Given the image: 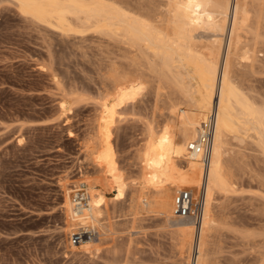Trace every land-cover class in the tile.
<instances>
[{
  "label": "rangeland",
  "instance_id": "rangeland-1",
  "mask_svg": "<svg viewBox=\"0 0 264 264\" xmlns=\"http://www.w3.org/2000/svg\"><path fill=\"white\" fill-rule=\"evenodd\" d=\"M229 19L221 64L233 8ZM51 31L33 24L12 0H0V264H196L199 229L188 236V248L187 241L179 243L182 238L175 229V220H180L174 214L176 190L190 186L186 162H171L157 187L144 186L142 179L140 152L150 128L159 132L172 121L166 90L156 94L150 85L120 110L111 128L108 145L127 187L124 198L115 200L116 188L99 186L108 200L101 223L106 230L113 227L104 235L102 251H70L69 230L63 229L66 187L72 199L82 181L90 192L87 180L101 178L92 152L106 145L96 137L102 104L114 102L116 81L108 70L113 59L127 63L131 55L123 44L93 32L65 37ZM211 31L199 29L197 40L207 44L220 37ZM258 60L254 69L250 60L234 61L232 69L264 107V59ZM159 80L163 86L169 83L154 76L153 84ZM231 141L230 157L235 160L230 161V177L239 187L215 195L212 218L219 222L204 233L203 246L208 244L203 260L264 264V154L255 136Z\"/></svg>",
  "mask_w": 264,
  "mask_h": 264
},
{
  "label": "bare ground",
  "instance_id": "bare-ground-1",
  "mask_svg": "<svg viewBox=\"0 0 264 264\" xmlns=\"http://www.w3.org/2000/svg\"><path fill=\"white\" fill-rule=\"evenodd\" d=\"M12 1L18 6L21 14L40 28L58 31L65 37L93 32L116 44L121 43V46L123 44L126 46L123 48L131 55L127 63L113 59V63L109 65L108 71L116 81L113 92L114 102L102 104L96 137L97 143L106 145L102 146L103 150L92 152L95 155L92 156L93 161L102 174L99 179L87 180L90 189V192L88 191L90 219L93 225L99 227L100 237L95 241L70 247V251H76L73 249L76 248L77 251L86 255H97L102 251V240L106 237L104 235H108V231H111L113 227L109 228L108 225L107 231L101 223L105 213L108 212V200L100 192L99 186L116 188L115 200L124 198L127 187L126 179L119 172L114 161L115 152L109 146L111 128L120 115V110L134 103L147 85H150L156 94L166 90L168 94L166 97L170 100L168 109L172 121L167 125L168 127L159 132H155L152 128L149 130L146 146L140 152L144 186L157 187L167 166L171 162L181 161L186 162L189 187L200 186L203 170L198 159L188 155L187 146L196 138L199 126L206 118L205 112L211 110L216 113L203 218L199 225H195L175 215L180 219L175 220L177 221L175 229L181 235L179 239L182 238L180 242L178 240L179 243L182 240L188 243V236L194 229L197 231L199 229L196 264H206L202 250L203 247L206 250L205 245L208 244V239L203 246V237L206 229L215 221L213 216L216 214L211 211L215 195L234 193L239 187L231 179L232 174L230 177V172H234L230 168L233 166L230 164L232 161L231 140L242 143L245 139L255 136L264 154V107L262 103H257L259 100L250 94V90L244 89L245 85L243 87V84L239 83L238 74H234L232 69L234 61L237 62V60H250L252 69L255 62L260 61L258 59H262L263 62L264 54L261 58L259 54L264 52V0H234L233 2L231 0ZM231 8H233V23L225 62L222 61L223 64H221L222 42L227 31L228 20H230ZM199 29L212 30L211 32L218 33L220 37H215V40L207 44H204V41L202 44L195 35ZM122 56L126 59L124 55ZM146 69L150 72L149 74L146 73ZM154 76L158 79L163 77L169 83L163 86L161 79L160 83L157 82L155 85L153 84ZM255 99L258 101L256 102ZM65 105L64 102L61 104V110H65ZM66 188H64L66 192L63 208L67 212L65 216L67 221L63 229L65 232L69 230L70 233L74 224L71 218L70 193L72 190ZM167 220L172 219L167 217ZM218 222L215 221V223ZM208 231L211 233V229ZM207 236L206 234V238ZM187 245L189 247L190 244H186V248H188ZM180 246L182 250L184 246ZM189 252L191 251L188 250V254Z\"/></svg>",
  "mask_w": 264,
  "mask_h": 264
},
{
  "label": "built area",
  "instance_id": "built-area-1",
  "mask_svg": "<svg viewBox=\"0 0 264 264\" xmlns=\"http://www.w3.org/2000/svg\"><path fill=\"white\" fill-rule=\"evenodd\" d=\"M216 126V113L210 111L201 122L196 138L187 146V153L196 157L203 173L199 187H182L174 196V214L184 220L199 225L206 204L207 174L210 168L213 140ZM89 192L86 183H80L72 193V231L69 233V247L79 246L87 241H95L100 237V229L90 219Z\"/></svg>",
  "mask_w": 264,
  "mask_h": 264
}]
</instances>
